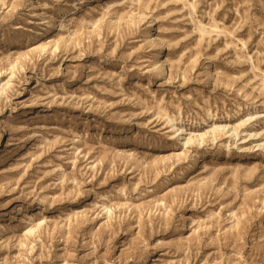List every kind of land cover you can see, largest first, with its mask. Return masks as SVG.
I'll return each mask as SVG.
<instances>
[{"label": "rangeland", "instance_id": "obj_1", "mask_svg": "<svg viewBox=\"0 0 264 264\" xmlns=\"http://www.w3.org/2000/svg\"><path fill=\"white\" fill-rule=\"evenodd\" d=\"M0 264H264V0H0Z\"/></svg>", "mask_w": 264, "mask_h": 264}, {"label": "bare ground", "instance_id": "obj_2", "mask_svg": "<svg viewBox=\"0 0 264 264\" xmlns=\"http://www.w3.org/2000/svg\"><path fill=\"white\" fill-rule=\"evenodd\" d=\"M147 25L148 26L144 30L149 29L152 26V22H148Z\"/></svg>", "mask_w": 264, "mask_h": 264}]
</instances>
